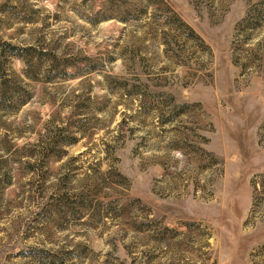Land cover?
<instances>
[{"label": "rangeland", "instance_id": "1", "mask_svg": "<svg viewBox=\"0 0 264 264\" xmlns=\"http://www.w3.org/2000/svg\"><path fill=\"white\" fill-rule=\"evenodd\" d=\"M259 3L0 0V264H264Z\"/></svg>", "mask_w": 264, "mask_h": 264}, {"label": "trees", "instance_id": "2", "mask_svg": "<svg viewBox=\"0 0 264 264\" xmlns=\"http://www.w3.org/2000/svg\"><path fill=\"white\" fill-rule=\"evenodd\" d=\"M261 5H262V3H259V4H257L256 6H254V8H253V15H254V20H256L257 22L258 21H262V20H264V15H263V12L261 11ZM263 6V5H262ZM248 19V14L246 15V17L242 20V24L245 26V28L246 27H250V25H253L252 23H250L249 22V20H247ZM251 60V59H250ZM253 60V59H252ZM251 62V61H250ZM262 62H264V58H263V61ZM244 67H245V65H244Z\"/></svg>", "mask_w": 264, "mask_h": 264}]
</instances>
